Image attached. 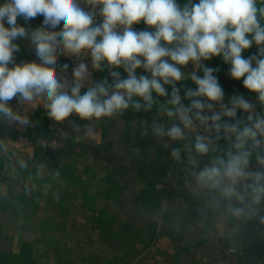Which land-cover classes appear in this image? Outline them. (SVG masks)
<instances>
[{"label": "crops", "instance_id": "1", "mask_svg": "<svg viewBox=\"0 0 264 264\" xmlns=\"http://www.w3.org/2000/svg\"><path fill=\"white\" fill-rule=\"evenodd\" d=\"M17 22L31 32L43 24V17ZM14 43L19 46L14 63H39L29 37ZM64 55L58 54L57 60ZM83 63L95 82L111 84L108 67L93 69L91 58ZM220 65L216 73L228 76ZM77 67L71 71L72 79ZM182 70L186 77L198 71L191 64ZM116 71L122 78L127 76L123 68ZM136 73L146 75L143 69ZM88 86L86 81L81 92ZM166 88L169 93L171 86ZM179 94L189 106L180 90ZM233 95L241 94L232 88L225 93L226 104ZM153 96L156 102L147 110L130 106L99 119L74 113L60 133L47 131L45 97L8 102L22 119L0 114V264H225L238 260L229 249L239 248L246 217L264 216V199L229 202L200 187L195 174L212 156L228 150L227 133L221 128L216 139L214 129L206 131V125L196 122L185 129L189 135L183 140L157 137V125L167 128L179 122L168 118L162 107H171L166 104L171 94ZM243 97L253 105L251 112L238 110L235 118L222 116V124L239 120L243 127L251 124L249 115L264 116V105L256 94ZM215 111L221 109H205L204 114ZM197 133L210 137L216 151L198 156L194 152ZM174 149L179 150L178 158L172 154ZM259 158H264V143L252 151L250 170L264 167ZM235 207L244 211L237 215ZM258 264H264V223Z\"/></svg>", "mask_w": 264, "mask_h": 264}, {"label": "clouds", "instance_id": "2", "mask_svg": "<svg viewBox=\"0 0 264 264\" xmlns=\"http://www.w3.org/2000/svg\"><path fill=\"white\" fill-rule=\"evenodd\" d=\"M256 2L0 0V114L21 120L8 102L13 98L31 102L43 96L48 101V115L55 121H64L74 113L84 119H99L130 106L137 111L150 109L156 102L153 93L167 97L166 86H171L166 101L171 107H162L168 118L174 117L179 123L167 128L157 125L155 135L183 140L189 135L185 129L199 122L206 125V131L214 129L219 139L223 128L230 147L210 158L195 174L196 183L229 202L251 199L259 203L264 199V167L252 171L249 164L252 151L264 143V116L253 119L249 115L251 124L243 127L239 120L222 124V116L235 118L238 110L251 112L253 105L242 95L231 96L226 104L216 70L203 63L222 58L229 65V77L241 82L264 105V25L257 18L258 11L264 18V8L258 10ZM82 4L90 8L86 10ZM37 16L43 17V24L31 32L17 22L22 19L27 23ZM141 23L147 27L137 30L134 25ZM25 37L30 38L39 63L13 62L14 53L19 51L14 41ZM253 43L259 46V55L245 57L243 53ZM85 53L91 56L93 69L109 68L111 84L107 80L95 82L84 63L74 69L70 84L58 76V54ZM189 64L203 74L192 71L186 77L182 69ZM120 68L127 73L125 78L116 71ZM137 69L146 75L138 76ZM185 78L196 86L185 93L191 100L189 106L182 103L177 87ZM86 81L89 86L82 93ZM216 107L221 111L204 114L205 109ZM215 151L212 139L197 133L194 152L202 157ZM172 154L178 158L179 150ZM258 163L264 166V158ZM233 211L239 215L244 209L235 207Z\"/></svg>", "mask_w": 264, "mask_h": 264}, {"label": "water", "instance_id": "3", "mask_svg": "<svg viewBox=\"0 0 264 264\" xmlns=\"http://www.w3.org/2000/svg\"><path fill=\"white\" fill-rule=\"evenodd\" d=\"M264 216L253 213L245 218L246 228L239 237L240 260L244 264H258Z\"/></svg>", "mask_w": 264, "mask_h": 264}, {"label": "built area", "instance_id": "4", "mask_svg": "<svg viewBox=\"0 0 264 264\" xmlns=\"http://www.w3.org/2000/svg\"><path fill=\"white\" fill-rule=\"evenodd\" d=\"M98 10V9H97ZM101 18L99 16H97V20H100ZM134 27L137 30H143L146 28V26H140V25H134ZM91 56L87 53H85L84 55H76V54H66L64 56H62L60 59L57 60V74L58 76L65 78L66 81L70 84L72 79V69L76 66L79 65L83 62H85L86 60L90 59ZM67 65L66 68H63L62 66ZM67 118L64 121H55L52 118L49 117L48 112L46 115V128L47 131L49 133H60L62 132L65 124H66ZM229 252L235 253L238 257L237 261H227L225 262V264H244L241 260H240V254L241 251L239 248H232L229 249Z\"/></svg>", "mask_w": 264, "mask_h": 264}, {"label": "trees", "instance_id": "5", "mask_svg": "<svg viewBox=\"0 0 264 264\" xmlns=\"http://www.w3.org/2000/svg\"><path fill=\"white\" fill-rule=\"evenodd\" d=\"M179 3L182 4L183 0H178ZM140 26H144L143 23L139 24ZM206 66L215 69V67H217L218 64H220V60H216V57L212 60L209 61H204L203 62ZM198 75H202L203 73L201 71H197ZM215 75L217 76L219 83L221 84V86L224 89L225 93H229L230 90L233 89H237V91L242 95V96H248L251 95V93L248 90H245L244 87L242 86V83L239 81H235L233 79H231L228 76H222L216 73L215 71ZM177 86L180 90V92H182L184 94V97L186 99V101L188 102V104L190 105L191 100L188 99L185 96V93L188 89L192 88L194 89L196 86L195 84L188 78L183 79L182 81L177 82ZM169 94H171V91L169 92Z\"/></svg>", "mask_w": 264, "mask_h": 264}, {"label": "rangeland", "instance_id": "6", "mask_svg": "<svg viewBox=\"0 0 264 264\" xmlns=\"http://www.w3.org/2000/svg\"><path fill=\"white\" fill-rule=\"evenodd\" d=\"M256 6H257V9H258V10H259L260 8H264V0H257V2H256ZM257 18H258V20L260 21V23H261L262 25H264V18H262V17L260 16L259 11L257 12ZM243 55H244L245 57L252 56V55H259V46H257L255 43H253V45H252L249 49L245 50V52L243 53ZM220 59H221V60H220V62H221L220 69H221L222 71H224V72H228V70H229V65L226 64V63H224L223 60H222V58H220Z\"/></svg>", "mask_w": 264, "mask_h": 264}]
</instances>
